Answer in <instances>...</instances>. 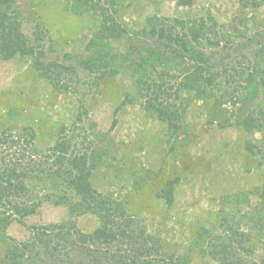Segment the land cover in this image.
Here are the masks:
<instances>
[{"label": "trees", "instance_id": "obj_1", "mask_svg": "<svg viewBox=\"0 0 264 264\" xmlns=\"http://www.w3.org/2000/svg\"><path fill=\"white\" fill-rule=\"evenodd\" d=\"M67 2V9L73 13L98 18L85 58L73 60L60 53L53 55L52 49L44 50L41 43L47 39L54 44L52 37L48 33H30L28 18L16 0H0V60L31 58L40 77L56 88L73 92L81 105L83 97L89 93L100 95L103 85L126 67L133 71L136 92H127L122 104H140L148 116L167 122L169 131L177 135L184 129L182 121L190 106L186 92L202 99L223 85L231 98L241 87L251 99L255 96L254 86L228 73L231 66L225 60L240 55V47L235 49L236 54L229 52L220 58L207 48L222 46L223 39L224 47H228L231 40V34L211 10L207 16L189 19L149 16L144 26L133 28L121 17L124 1ZM238 5L258 9L264 6V0H238ZM116 39L126 41L123 56L113 48L111 41ZM243 57L249 62L248 72L264 82V48L252 49ZM253 114L255 123L246 129L264 134V108L258 106ZM87 116L80 110L74 122L61 125L51 145H41L39 132L33 126H24L21 131L5 127L0 131V229L40 213L44 203L67 209V217L61 221L30 226L31 235L24 241H15L6 251L7 264H193L189 252L168 253L160 235L150 232L140 217L127 212L125 201L94 186L93 171L106 165L108 150L95 143L106 134L95 127L92 130ZM90 121L96 126L95 120ZM115 123L116 119L111 129ZM244 146L251 156L264 152V144L246 141ZM137 173L136 166H131L136 181L145 179ZM38 181L42 186L56 181L58 189L39 193L33 185ZM178 182L179 177L168 181L160 192L169 205L173 204ZM260 196L259 206L250 218L245 217L249 230L238 228L229 216H223L220 225L227 237L217 236L213 228L197 229L191 246L206 258L204 264H264V257L257 262L241 255L243 251L250 256L253 251L249 246L264 233V193ZM89 213L96 215L100 224L85 232L78 226L77 217ZM234 240L236 246L231 243Z\"/></svg>", "mask_w": 264, "mask_h": 264}, {"label": "rangeland", "instance_id": "obj_2", "mask_svg": "<svg viewBox=\"0 0 264 264\" xmlns=\"http://www.w3.org/2000/svg\"><path fill=\"white\" fill-rule=\"evenodd\" d=\"M120 1H124L121 17L133 28L144 26L149 16L189 19L207 16L211 10L231 34V40L228 47H224L223 39L222 46L207 48L220 58L229 52L236 54L235 49L240 47V55L230 56L225 63L231 66L228 73L257 89L253 99L243 87L232 98L223 85L212 96L202 99L186 92L190 106L182 121L184 129L177 135L169 131L167 122L148 116L140 104H122L127 92H136L133 71L126 67L103 85L100 95L89 93L83 97L81 105L73 92L56 88L40 77L31 65V58H15L0 60V131L5 127L21 131L24 126H33L39 132L41 145H51L59 127L74 122L81 110L88 115L85 119L92 130L95 127L106 134L95 142L108 153L106 165L93 171L94 186L125 201L127 212L140 217L150 232L158 233L168 253L189 252L193 264H204L206 258L191 246L197 229L213 228L217 236L227 237L220 225L223 216H229L238 223V228L249 230L245 217L250 218L264 193V152L251 156L244 146L246 141L264 144L263 132L246 129L255 123L253 110L258 106L264 108V82L248 72L249 62L243 57L252 49L264 48V6L242 9L238 0ZM67 4V0H16L17 7L28 18L29 32L48 33L55 41L54 44L47 39L42 42L44 50L52 49L53 55L60 53L81 60L87 55V43L98 26V18L77 15L67 9ZM111 43L123 56L126 41L116 39ZM213 62L218 61L213 59ZM90 119L95 120L96 126ZM133 165L144 180L136 181L132 176ZM176 177L179 182L173 204L169 205L160 192ZM33 185L39 193L58 189L56 181L45 186L38 181ZM66 217L65 206L44 203L40 213L0 229V264H7L6 251L15 241H24L31 235L30 226ZM77 223L83 231L91 232L100 221L89 213L77 217ZM231 243L236 246L237 242ZM249 247L252 254L246 257L242 251L241 255L260 262L264 257V233Z\"/></svg>", "mask_w": 264, "mask_h": 264}]
</instances>
